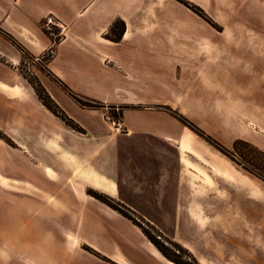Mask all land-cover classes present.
<instances>
[{
  "label": "crops",
  "instance_id": "crops-1",
  "mask_svg": "<svg viewBox=\"0 0 264 264\" xmlns=\"http://www.w3.org/2000/svg\"><path fill=\"white\" fill-rule=\"evenodd\" d=\"M143 5L141 0H0V27L5 31H0V130L15 143L17 132L24 135V144L19 141L17 147L0 138V264H143L137 256L132 257L134 263L124 259L129 254L128 238L116 231L112 210L89 196L86 189L120 198L135 205L136 211L151 212L148 206L155 205L169 214L172 210L165 208L170 205L168 202H173L175 212L186 213L197 203L194 195L207 190L204 178L210 174L208 163L202 154H193L194 150L203 153L208 149L197 139L187 140L186 128L181 126L178 130L175 118L156 106L163 103L176 107L179 95L169 91L164 97L145 99L126 87L125 82L138 81V76L132 69V55L127 60L129 56L125 55V59L120 53L127 50L137 54L143 39L123 38L112 46L101 40L102 31L111 21L141 19ZM48 15L64 27L65 36L56 45V55L46 64L51 78L48 75L41 81L50 97L80 127L81 131L71 128L74 132L69 136L56 120L59 117L40 102L53 115L54 123L52 126L37 120L40 124L34 125L31 106L28 108L35 103L32 87L29 90L16 82V43H27L32 35L37 43L47 45L48 40L40 39L29 25ZM37 43H30L31 50L39 49ZM111 59L118 64H106ZM250 77L248 93H243L250 95L254 90L255 94L261 85L264 93L258 75ZM62 84L77 97L100 107L80 105L60 88ZM112 84L113 90L109 91ZM16 85H21L24 97H16ZM17 98L21 99L19 105ZM109 105L124 106L119 116L121 132L110 130L103 121V115L110 114ZM184 105L187 109L191 103ZM20 108L24 110L22 115ZM96 111L100 123L92 119ZM181 112L187 114L182 108ZM145 120L151 123L144 124ZM161 124L173 125L176 134L169 130L160 133ZM33 142L36 148L54 149L51 159L37 162L31 151ZM66 153L72 157L68 162ZM138 159L144 175L135 164ZM67 181L80 187L70 188ZM150 197L158 198L151 201ZM170 197L174 200L168 201ZM263 214V209L259 218L257 211H248L249 222L255 224L254 233H258L261 244ZM84 246L105 258L88 252ZM113 251L119 255L112 256ZM152 255L167 264L156 249Z\"/></svg>",
  "mask_w": 264,
  "mask_h": 264
},
{
  "label": "rangeland",
  "instance_id": "rangeland-1",
  "mask_svg": "<svg viewBox=\"0 0 264 264\" xmlns=\"http://www.w3.org/2000/svg\"><path fill=\"white\" fill-rule=\"evenodd\" d=\"M141 1L144 4L141 19L111 21L102 31L101 40L112 46L123 38L143 39L137 54L118 51L124 58L128 55L127 60L132 55V69L138 76V81L125 82L126 87L145 99L164 97L169 91L179 95L176 107L163 103L156 106L175 118L178 130L181 126L186 128L189 132L187 140L197 139L208 149L202 150L203 153L194 150L193 154H202L208 163L210 174H205L204 178L207 190L194 195L197 203L186 213L175 212L173 202H168L170 205L165 208L172 210L169 214L162 213L161 206L155 205L148 206L151 212L136 211L135 205L130 206L120 198L90 187L87 189L120 203L114 204L117 211L91 196L112 210V219L118 227L116 231H122L128 238L130 255L122 249L128 254L123 257L129 263L137 256L143 264H164L152 255L156 249L164 261L170 257L182 264H264V243L261 244L258 233H254L255 224H251L248 217V211H257L259 218L260 210H264V93L262 85L255 94L254 90L250 95L243 93V90L248 93L250 76L254 74L264 84V0ZM29 27L39 33L40 39H47L48 44L37 43L32 35L27 43H16V82L29 90L32 87L35 103L29 104L28 108L31 106L34 125L47 121L53 126V115L39 104L33 87L44 88L41 79L49 75L46 64L53 59L47 54L52 49L56 55V45L65 34L60 27H54L55 35L49 33L45 19L30 22ZM0 31L5 32L2 27ZM30 40L37 43L39 49L31 50ZM106 64L118 62L111 59ZM21 85L15 86L16 97H24ZM113 85L109 91L113 90ZM257 93L261 96L256 97ZM16 101L18 105L21 103L20 98ZM184 102L191 105L185 109ZM108 108L112 116L119 117L124 106L109 105ZM181 108L187 111L186 115L182 114ZM19 113L24 114V110L20 108ZM92 116L96 122H101L97 111ZM56 120L70 132H66V136L74 132L62 119ZM143 123L151 122L145 120ZM159 127L160 133L169 130L176 134L173 125L161 124ZM14 136L16 143L0 130V137L11 147H17L19 141L24 144L23 134L17 132ZM34 147L31 151L37 162H45L55 153L52 148ZM65 158L66 162L72 159L69 153ZM140 160L135 164L144 175L146 172H142ZM71 182H66L70 188L80 187ZM157 198L149 199L156 201ZM172 199L174 197L168 201ZM252 215L254 219V213ZM114 251L112 256L119 255ZM93 253L105 258L95 250Z\"/></svg>",
  "mask_w": 264,
  "mask_h": 264
},
{
  "label": "trees",
  "instance_id": "trees-1",
  "mask_svg": "<svg viewBox=\"0 0 264 264\" xmlns=\"http://www.w3.org/2000/svg\"><path fill=\"white\" fill-rule=\"evenodd\" d=\"M62 88H64L69 95L80 105L82 106H86V107H97L96 104L93 103V105H91V103L89 101H86L80 97H77L76 95H74L72 92H70L65 85H61ZM34 88V91L38 97V99L40 100V102L42 103V105H44V107H46L52 114H54L55 116L59 117L60 119H62L68 126H70L72 129L76 130V131H81L80 127L72 120L70 119L65 113L64 111L56 104V102L50 97V95L46 92V90H44V88L41 86V88ZM73 123V124H72ZM1 138V137H0ZM3 139V138H1ZM4 140V139H3ZM264 179V178H262ZM87 194L96 198L97 200L101 201L102 203H105L106 205L110 206L111 208H113L114 210L119 211L118 208H116V206H114V204L116 203L117 206L120 205V203H118L115 199L109 198V197H104L103 195L99 194L97 191L93 190V189H87L86 190ZM175 246L180 249L181 246H179L178 244H175ZM85 250H87L88 252L93 253V250H91L89 247H84ZM169 260H171L172 262H174L175 264H182L179 261L175 260L174 258H170L168 257Z\"/></svg>",
  "mask_w": 264,
  "mask_h": 264
},
{
  "label": "built area",
  "instance_id": "built-area-1",
  "mask_svg": "<svg viewBox=\"0 0 264 264\" xmlns=\"http://www.w3.org/2000/svg\"><path fill=\"white\" fill-rule=\"evenodd\" d=\"M45 27L48 30L49 33L52 35H55L53 32L54 27H60L61 32L64 30V27L56 23V20L52 15H48L45 18ZM60 35V33H58ZM49 57L54 56V51L52 49L49 50L48 54ZM104 121L108 124L110 130L115 132H121L122 131V123L120 122L119 117H114L109 113H105L103 115Z\"/></svg>",
  "mask_w": 264,
  "mask_h": 264
},
{
  "label": "bare ground",
  "instance_id": "bare-ground-1",
  "mask_svg": "<svg viewBox=\"0 0 264 264\" xmlns=\"http://www.w3.org/2000/svg\"><path fill=\"white\" fill-rule=\"evenodd\" d=\"M13 92H16V93H17V90H14ZM156 254H158V253L156 252ZM166 263H167V264H173V262H171V261H169V260H166Z\"/></svg>",
  "mask_w": 264,
  "mask_h": 264
}]
</instances>
